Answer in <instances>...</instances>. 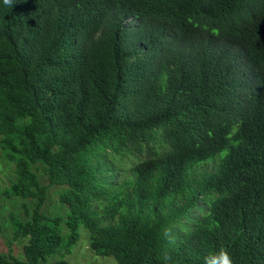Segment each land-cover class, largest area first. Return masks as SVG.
<instances>
[{
	"label": "trees",
	"instance_id": "16d2710c",
	"mask_svg": "<svg viewBox=\"0 0 264 264\" xmlns=\"http://www.w3.org/2000/svg\"><path fill=\"white\" fill-rule=\"evenodd\" d=\"M0 154V264H264V0H0Z\"/></svg>",
	"mask_w": 264,
	"mask_h": 264
},
{
	"label": "rangeland",
	"instance_id": "374dc122",
	"mask_svg": "<svg viewBox=\"0 0 264 264\" xmlns=\"http://www.w3.org/2000/svg\"><path fill=\"white\" fill-rule=\"evenodd\" d=\"M128 161L120 163L114 161L113 167L115 170H120L121 179L124 178L123 173L130 166ZM212 163L199 167L201 171L212 170ZM37 177L42 185L47 184V180L40 172L37 173ZM14 178L11 166H8L3 157L0 154V191L9 187L11 181ZM63 190L62 187L52 186L47 193V200L44 204L42 212L46 216H64L66 207L59 204V195ZM22 201L18 198L7 199L0 194V254L12 255L15 258L23 259V247L26 245V239L13 240L10 214H16L20 218H23L24 213L21 207ZM28 203V202H27ZM62 234H66V228L63 227ZM80 239L78 243L72 248L71 253L64 257L69 264H117L111 257H101L95 255L89 248L88 232L82 227L79 229ZM59 256H53L48 258L45 264H54L58 260Z\"/></svg>",
	"mask_w": 264,
	"mask_h": 264
},
{
	"label": "clouds",
	"instance_id": "9594fccd",
	"mask_svg": "<svg viewBox=\"0 0 264 264\" xmlns=\"http://www.w3.org/2000/svg\"><path fill=\"white\" fill-rule=\"evenodd\" d=\"M4 4L7 6L12 5V0H4ZM167 235V233H166ZM174 242V240H173ZM171 258L165 255V260H170ZM205 264H233V260L229 254V252L224 249L220 248L216 253L211 255L210 257L205 258Z\"/></svg>",
	"mask_w": 264,
	"mask_h": 264
}]
</instances>
